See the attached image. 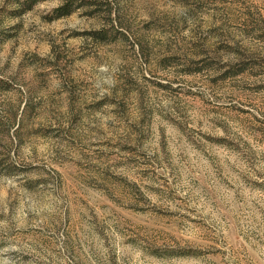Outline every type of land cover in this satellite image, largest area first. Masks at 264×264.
I'll list each match as a JSON object with an SVG mask.
<instances>
[{"label":"rangeland","instance_id":"1","mask_svg":"<svg viewBox=\"0 0 264 264\" xmlns=\"http://www.w3.org/2000/svg\"><path fill=\"white\" fill-rule=\"evenodd\" d=\"M0 264H264V0H0Z\"/></svg>","mask_w":264,"mask_h":264}]
</instances>
